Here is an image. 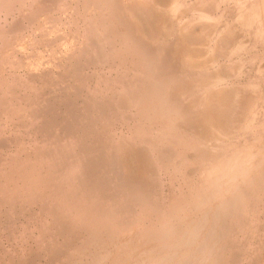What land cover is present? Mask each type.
Listing matches in <instances>:
<instances>
[{
    "label": "bare ground",
    "instance_id": "obj_1",
    "mask_svg": "<svg viewBox=\"0 0 264 264\" xmlns=\"http://www.w3.org/2000/svg\"><path fill=\"white\" fill-rule=\"evenodd\" d=\"M263 62L264 0H0L8 261L264 264Z\"/></svg>",
    "mask_w": 264,
    "mask_h": 264
},
{
    "label": "rangeland",
    "instance_id": "obj_2",
    "mask_svg": "<svg viewBox=\"0 0 264 264\" xmlns=\"http://www.w3.org/2000/svg\"><path fill=\"white\" fill-rule=\"evenodd\" d=\"M222 20V22L223 21H225V18H222L221 19ZM220 25V24H219ZM264 63V62H263ZM252 66V67H251ZM254 68L253 67V65H248L247 67H246V69H245V72L248 74V75H243L242 74V76L241 77H239V79L241 80V81H245V80H247L248 78H249V74L251 73H253V75H254V71H253V69L251 70V71H249L250 69L249 68ZM244 79V80H243ZM259 97V96H258ZM261 98L259 99V103L257 104V106L256 107H261V106H264L263 104H262V102L260 103V101H263L264 100V96H260ZM259 105V106H258ZM258 119H263L264 118V115L263 114H258V117H257ZM246 134H247V136H249V132L247 131L246 132ZM5 222V221H4ZM6 225H5V227H3V226H1V228H0V244L2 243L3 244V246H4V251H6V253H1L0 255V264H14V263H10L9 261H8V259L7 258H9V256L10 255H13V259L14 260H16V258L18 257V255H17V253L19 254V253H21V252H23V250L21 249V247H20V242L21 241H19L18 239H14V237L16 236V235H19V234H17L19 231H20V227L18 228V225H17V227H16V225H15V227L13 226V224H10V222L9 221H7L6 220V223H5ZM7 225H9V226H7ZM7 227V228H6ZM12 233L11 235H9V233ZM29 242H30V240H29ZM11 257V256H10ZM13 260V261H14ZM15 262V261H14ZM39 264H42V261H40V263Z\"/></svg>",
    "mask_w": 264,
    "mask_h": 264
}]
</instances>
